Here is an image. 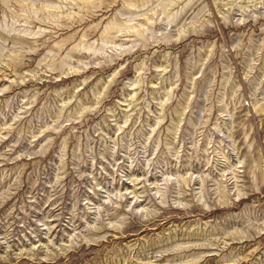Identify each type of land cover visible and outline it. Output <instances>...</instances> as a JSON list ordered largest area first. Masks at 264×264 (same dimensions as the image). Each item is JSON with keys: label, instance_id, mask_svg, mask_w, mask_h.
Returning a JSON list of instances; mask_svg holds the SVG:
<instances>
[{"label": "rangeland", "instance_id": "rangeland-1", "mask_svg": "<svg viewBox=\"0 0 264 264\" xmlns=\"http://www.w3.org/2000/svg\"><path fill=\"white\" fill-rule=\"evenodd\" d=\"M0 264H264V0H0Z\"/></svg>", "mask_w": 264, "mask_h": 264}]
</instances>
